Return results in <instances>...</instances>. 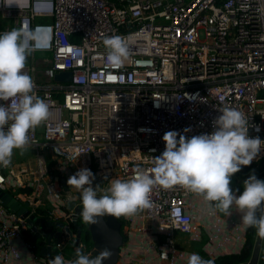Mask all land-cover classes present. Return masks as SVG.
<instances>
[{"label": "built area", "instance_id": "2783aa9c", "mask_svg": "<svg viewBox=\"0 0 264 264\" xmlns=\"http://www.w3.org/2000/svg\"><path fill=\"white\" fill-rule=\"evenodd\" d=\"M0 17L9 23L0 33L50 30L48 46L36 51L52 52L43 76L53 81L31 77L33 95L49 108L42 140L37 129L29 133L34 165L0 166V191L27 211L23 216L0 199V264H50L65 244H76L68 203L81 193L66 181L80 169L91 170L93 186L104 181L99 192L137 170L151 175L166 131L211 133L224 108L241 111L249 137L264 140V0H0ZM114 35L129 52L118 68L108 64L103 44ZM61 70L71 72L69 81L54 80ZM23 71L29 75L30 68ZM261 161L264 147L241 168ZM149 200L151 207L122 216L117 264H188L193 253L215 264L241 252L247 230L235 210L221 215L180 185L154 186ZM31 214L62 222L49 256L26 238V231L35 233L27 227ZM203 233L199 251L181 246L201 241Z\"/></svg>", "mask_w": 264, "mask_h": 264}, {"label": "clouds", "instance_id": "9594fccd", "mask_svg": "<svg viewBox=\"0 0 264 264\" xmlns=\"http://www.w3.org/2000/svg\"><path fill=\"white\" fill-rule=\"evenodd\" d=\"M48 31L37 27L30 31L13 29L0 33V101L6 102L0 103V166L7 167L11 163L14 149L23 150L29 145V133L49 116L48 105L33 95V80L23 71L27 57L36 52H48L50 59L46 67L51 66L52 52L36 51L48 46L49 37L45 34ZM103 44L108 64L122 66L129 54L123 38L106 37ZM219 111L221 114L214 119L211 133L186 137L175 130L166 131L162 136L164 150L153 157L151 175L137 170L130 180L113 179L103 192H99L97 182L93 186L95 177L87 168L69 176L66 183L81 193L78 200L81 199L82 204L77 201L76 204L82 205V221L102 226L105 216L116 219L134 216L151 207L149 194L154 186L170 189L180 185L201 196L225 216L235 210L240 214L243 229L255 228L257 236L264 239V180L255 176L259 167H243L255 173L243 181L239 195L230 187L232 175L239 172L241 166L251 164L264 147V140L249 137L248 120L241 111L235 108ZM187 131L189 129L185 128L184 132ZM261 247L263 250L264 244ZM111 256L112 251L107 247L95 256L77 249L76 259L69 264H103ZM50 264H65L64 257L57 255ZM188 264H211V261L193 253L188 257Z\"/></svg>", "mask_w": 264, "mask_h": 264}, {"label": "water", "instance_id": "95a60500", "mask_svg": "<svg viewBox=\"0 0 264 264\" xmlns=\"http://www.w3.org/2000/svg\"><path fill=\"white\" fill-rule=\"evenodd\" d=\"M70 79H71L70 71H59L54 75V80L56 81H69ZM258 171L259 173L255 176L258 179L264 177V161H261ZM0 199L3 201L4 204H6L11 209L17 210L18 213H23V216L27 214L26 208L19 207L17 203L12 201V199L7 193L0 191ZM69 206L74 208L75 211L74 224H75L76 219L80 215V212L82 210V205L80 206L77 205L75 201H70ZM262 210H264V208H262ZM102 220H103L102 226H98V225L87 226L92 241L91 255L95 256L96 254H98V252L101 249L107 247L111 249L112 256L109 259L105 260L103 264H117L119 246L121 245L123 238L121 232V222L118 219L111 216H105L102 218ZM26 221H27V227L31 226V228L35 231V233L31 237L33 241L37 240L39 237H43L45 239L46 245L44 244L41 247L39 253L41 255L48 256L52 249L51 239L58 238L59 231H57V229L62 227V223L61 222L53 223L49 220H46L45 218H39L34 214L29 215ZM39 228L41 229L39 230ZM76 234L79 238L80 229L78 227ZM261 242L262 239H260L256 234L253 251L250 260L248 261V264H257L261 249ZM78 243H79V239L76 240V244Z\"/></svg>", "mask_w": 264, "mask_h": 264}, {"label": "rangeland", "instance_id": "374dc122", "mask_svg": "<svg viewBox=\"0 0 264 264\" xmlns=\"http://www.w3.org/2000/svg\"><path fill=\"white\" fill-rule=\"evenodd\" d=\"M0 23H4L6 25H9L8 20H5L3 18L0 17ZM50 54L49 53H40V52H36L33 57H31L30 55L27 57L26 60V65L25 67L30 68V72H29V76L30 77H35V79L38 81L39 84H45V83H49V84H53V81H48L46 80V78L43 76V70L46 66V62L48 60H46L45 58H49ZM35 66V71H31V67ZM37 132H38V138L42 140V132H43V126L40 125L37 128ZM36 160V152L35 149L31 146H26L23 150L20 149H14L13 150V155L11 158V163L8 165H12L15 163H25L27 165H31L33 166ZM53 161L50 160L49 158L47 159V165L48 167H51L53 165ZM255 172L249 169H241L239 172L235 173L232 175L231 177V183L230 185L233 184H237V186L240 189H243V181L246 180L249 175L254 174ZM261 180H264V178H260ZM104 181H99L97 182V186L98 187H103ZM63 194H65L63 192ZM80 202V200L78 201ZM221 215H224L223 213L219 212ZM38 215L44 216L45 212H38ZM78 223L81 226L82 229V234L80 236V240H81V244H87L91 245L92 241L91 238L90 239H86V229H87V225L82 221V217L81 215H79L78 217ZM175 238H177V240L179 239L180 242H183L185 239H187V236L183 233H175ZM43 238L39 237L36 241H42ZM206 240L205 234H202V240L199 242H185L182 243V247L189 249V250H196L199 251L201 245L204 244ZM55 241H57V239L52 238L51 239V244H53L52 250L55 251ZM264 244V239H262L261 245ZM76 250L77 248L73 245V244H67L66 246H64L59 253L63 254L64 258H69V259H75L76 258ZM261 253V251H260ZM257 264H264V260L258 261Z\"/></svg>", "mask_w": 264, "mask_h": 264}, {"label": "trees", "instance_id": "16d2710c", "mask_svg": "<svg viewBox=\"0 0 264 264\" xmlns=\"http://www.w3.org/2000/svg\"><path fill=\"white\" fill-rule=\"evenodd\" d=\"M242 169H248V168H242ZM230 187L236 191V194L239 195V192H242L243 189H240L237 184H233V185H230ZM238 190V191H237ZM104 194V193H103ZM257 215L259 216L260 215V211L257 212ZM79 217V216H78ZM78 219L76 220V223L72 226V230L77 232V227L80 229V236L82 234V229H81V226L80 224L78 223ZM120 222H121V232H123V226H124V221L122 219V216L118 219ZM88 225V224H86ZM32 235L30 234V232L26 231V238L28 240H31L32 243L34 244V251L37 253V252H40V249L41 247L43 246V243H44V240L43 241H33L31 239ZM255 238H256V229L255 228H248L247 231H246V241H245V244L241 250L240 253L238 254H231V255H224V256H221L219 258H217L215 260V264H244L246 262H248L250 260V257H251V254H252V251H253V247H254V243H255ZM86 239H90V234H89V231L88 229H86ZM77 249H81V251L86 254L89 249H91L92 247V244L91 245H88L87 244H81V240H80V237H79V243L78 244H73ZM261 253L259 255V260L258 261H261L263 260L262 258V247H261Z\"/></svg>", "mask_w": 264, "mask_h": 264}, {"label": "crops", "instance_id": "0c3cea01", "mask_svg": "<svg viewBox=\"0 0 264 264\" xmlns=\"http://www.w3.org/2000/svg\"><path fill=\"white\" fill-rule=\"evenodd\" d=\"M4 25H6V24H4V23H0V26H4ZM40 53H48V52H40ZM31 56V55H30ZM31 57H33V56H31ZM46 60H48V59H50V56H49V58H45ZM48 63H49V61H47L46 62V66L48 65ZM45 66V67H46ZM77 198H78V196H77ZM79 201V200H78ZM80 201H81V199H80ZM80 202H78V204H79ZM80 204H82V202L80 203ZM14 210V209H13ZM39 216H41V215H39ZM43 238V237H42ZM43 240H44V243H43V245L45 244L46 245V242H45V239L43 238ZM42 240V241H43ZM56 242V241H55ZM67 244H69V243H67ZM67 244H65V246L67 245ZM52 246H53V244H51ZM52 250V249H51ZM53 251V250H52ZM51 253V252H50ZM50 253H49V255H50ZM48 255V256H49ZM63 255V254H62Z\"/></svg>", "mask_w": 264, "mask_h": 264}, {"label": "flooded vegetation", "instance_id": "af4514ba", "mask_svg": "<svg viewBox=\"0 0 264 264\" xmlns=\"http://www.w3.org/2000/svg\"><path fill=\"white\" fill-rule=\"evenodd\" d=\"M76 202V201H75ZM62 223V222H61ZM74 224H72V226H73ZM88 226V225H87Z\"/></svg>", "mask_w": 264, "mask_h": 264}]
</instances>
